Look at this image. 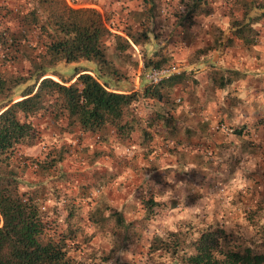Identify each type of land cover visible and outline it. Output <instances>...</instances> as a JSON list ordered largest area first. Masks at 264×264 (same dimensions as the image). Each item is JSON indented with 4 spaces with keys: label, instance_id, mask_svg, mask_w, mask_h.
Wrapping results in <instances>:
<instances>
[{
    "label": "rangeland",
    "instance_id": "obj_1",
    "mask_svg": "<svg viewBox=\"0 0 264 264\" xmlns=\"http://www.w3.org/2000/svg\"><path fill=\"white\" fill-rule=\"evenodd\" d=\"M179 1L82 0L85 7L98 10L112 32L123 35L120 30L128 28L148 34L140 46L130 45L122 53L109 45V56L125 75L113 87L136 90L149 84L142 53L151 55L157 42L171 54V67L186 70L196 81L160 101L136 103L134 113L149 121L140 122L150 135L145 148L137 145L138 129L133 141L122 143L109 128L97 133L68 132L63 119L53 122L43 114L31 119L38 130L33 143L15 151L20 190H34L44 219L67 234L68 253L77 259L87 260L108 249L110 227L96 224L91 217L108 210H120L134 226L131 241L115 254L118 261L154 263L147 252L151 238L183 226L195 234L217 225L247 244L256 240L250 224L257 219L258 208L264 207V26H256V45L223 46L229 36V11L240 14L232 0H215L211 13L195 17L186 32L172 27ZM31 4L32 0H0V29L21 38L17 17L8 10H25ZM20 44L30 55L42 52V34L33 29ZM15 54L19 62L2 63L0 50V71L22 72L26 63L20 52ZM77 65L94 70L90 62L63 61L54 70L68 78ZM212 66L236 69L243 77L222 90L214 89L206 79ZM159 114L174 119L176 127L157 123ZM239 126L243 129L237 135L232 130ZM57 154L61 159L53 167L36 166L35 162L45 158L46 163ZM149 198L156 205L144 220L142 202Z\"/></svg>",
    "mask_w": 264,
    "mask_h": 264
},
{
    "label": "trees",
    "instance_id": "obj_2",
    "mask_svg": "<svg viewBox=\"0 0 264 264\" xmlns=\"http://www.w3.org/2000/svg\"><path fill=\"white\" fill-rule=\"evenodd\" d=\"M214 1L180 0L172 27L186 32L195 17L211 13ZM232 5L240 14L229 11V36L222 45L233 46L236 42L242 48L256 45L259 38L256 26H264V0H232ZM13 9L8 11L17 17L21 38L36 29L42 34L43 50L30 55L23 49L26 46L20 44L21 38L7 28L0 29L2 63L19 62L16 52L21 53L26 63L20 73L0 71V264H135L115 258L122 244L125 246L131 241L129 233L134 229L132 221L126 220L120 210H108L106 214L99 211L91 216L96 224L110 227L107 250L87 260L71 256L67 234L48 225L34 190H20L15 151L18 146L33 143L38 130L31 119L43 114L53 122L63 119V127L68 132L77 129L97 133L109 128L122 143L133 141L132 134L138 129L137 145L145 148L150 135L140 122L147 125L149 121L141 120L134 113L136 103L142 99L160 101L181 85H193L196 81L186 70H176L140 89H116L114 84L125 75L109 56V45L112 44L117 53L125 52L130 45L140 46L148 39L145 30L132 32L122 28L123 35H120L109 29L97 9L69 7L63 0H32L25 10ZM254 9L259 12L251 15ZM157 43L158 48L151 55L142 53L144 69L162 70L172 66L171 54L164 50L161 42ZM61 61L90 62L94 64V75L91 70L77 65L73 67L72 76L64 78L54 70ZM242 77L240 71L230 68L212 66L206 72L207 84L219 90ZM156 122L164 128L176 127V121L163 114H159ZM242 129L239 126L232 131L240 135ZM60 159L57 154L46 163L44 158L35 164L47 170ZM142 204L143 218L147 220L156 202L149 198ZM258 211L257 219L250 224L256 237L254 243L247 244L243 238L217 225H207L195 234L191 227L183 226L164 237L151 238L147 252L155 258L152 264H264V207Z\"/></svg>",
    "mask_w": 264,
    "mask_h": 264
},
{
    "label": "built area",
    "instance_id": "obj_3",
    "mask_svg": "<svg viewBox=\"0 0 264 264\" xmlns=\"http://www.w3.org/2000/svg\"><path fill=\"white\" fill-rule=\"evenodd\" d=\"M63 1L65 2L66 5L73 8L86 5V4H82L80 0H63ZM172 71H176V70H174L173 67L162 70L149 69V74L147 76V79L149 80V83H155L161 77L168 75Z\"/></svg>",
    "mask_w": 264,
    "mask_h": 264
},
{
    "label": "clouds",
    "instance_id": "obj_4",
    "mask_svg": "<svg viewBox=\"0 0 264 264\" xmlns=\"http://www.w3.org/2000/svg\"><path fill=\"white\" fill-rule=\"evenodd\" d=\"M120 255H123V253H120Z\"/></svg>",
    "mask_w": 264,
    "mask_h": 264
}]
</instances>
